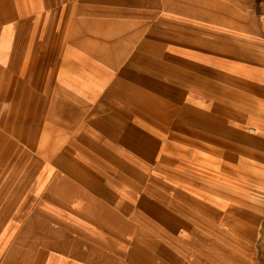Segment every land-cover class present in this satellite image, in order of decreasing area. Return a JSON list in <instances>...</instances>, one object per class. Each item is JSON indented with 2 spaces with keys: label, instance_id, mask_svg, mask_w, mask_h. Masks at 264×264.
I'll use <instances>...</instances> for the list:
<instances>
[{
  "label": "crops",
  "instance_id": "obj_1",
  "mask_svg": "<svg viewBox=\"0 0 264 264\" xmlns=\"http://www.w3.org/2000/svg\"><path fill=\"white\" fill-rule=\"evenodd\" d=\"M0 73V264H264V0H0Z\"/></svg>",
  "mask_w": 264,
  "mask_h": 264
},
{
  "label": "rangeland",
  "instance_id": "obj_2",
  "mask_svg": "<svg viewBox=\"0 0 264 264\" xmlns=\"http://www.w3.org/2000/svg\"><path fill=\"white\" fill-rule=\"evenodd\" d=\"M20 72V69H14L13 74L11 72L15 83L23 79ZM0 79H5L1 73ZM9 80L11 81L10 77ZM14 91L11 97L9 94L8 100L4 97L0 100V207L5 203L7 172H22L28 162L36 156L35 150L27 148V142L31 140L33 132L27 131L30 128L27 126L30 116H27L23 94L20 90L17 92V87ZM259 120H264V117ZM258 124L260 123H255L256 126ZM254 135L262 136L257 132H254ZM247 168L251 169L249 171L254 175V180L245 183L253 190L255 197H264V165L254 164Z\"/></svg>",
  "mask_w": 264,
  "mask_h": 264
}]
</instances>
